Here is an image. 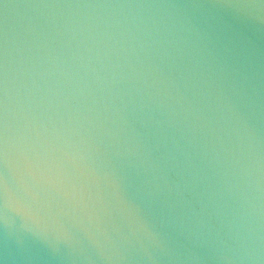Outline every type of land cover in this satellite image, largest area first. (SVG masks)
Masks as SVG:
<instances>
[{"label": "water", "instance_id": "1", "mask_svg": "<svg viewBox=\"0 0 264 264\" xmlns=\"http://www.w3.org/2000/svg\"><path fill=\"white\" fill-rule=\"evenodd\" d=\"M0 264H264V0H0Z\"/></svg>", "mask_w": 264, "mask_h": 264}]
</instances>
